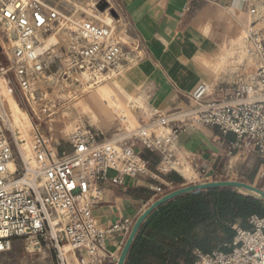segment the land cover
<instances>
[{
	"label": "built area",
	"instance_id": "built-area-1",
	"mask_svg": "<svg viewBox=\"0 0 264 264\" xmlns=\"http://www.w3.org/2000/svg\"><path fill=\"white\" fill-rule=\"evenodd\" d=\"M102 3L106 12L115 13L108 24L90 18L100 13ZM76 6L85 10H69ZM249 15L243 43L256 70L252 79L237 77L226 98L207 100L209 88L200 84L184 109L154 112L112 137L76 127L66 137L69 151L61 153L37 126L15 133L0 103V253L10 250L12 240L25 239L31 250L53 249L61 264L65 248L79 256V264H116L118 257L108 250L106 239H126L134 221L123 219L105 230L95 225L92 211L102 199L101 184L110 180L121 185L135 178L158 181L168 174L193 183L186 174L194 170L178 143L187 126L217 127L222 134H233L228 155H253L264 163V15L252 5ZM59 23L75 36L68 45L64 72L87 75L94 85L120 75L122 65L131 66L141 51L120 7L109 0H0V46L8 50L9 62L0 72L12 73L26 101L34 98L46 66L48 52L40 51L43 39ZM138 148L155 156L153 168ZM152 190L164 194L160 187ZM233 230L228 251H196L195 264H264V217L251 215L246 228L234 225Z\"/></svg>",
	"mask_w": 264,
	"mask_h": 264
},
{
	"label": "crops",
	"instance_id": "crops-1",
	"mask_svg": "<svg viewBox=\"0 0 264 264\" xmlns=\"http://www.w3.org/2000/svg\"><path fill=\"white\" fill-rule=\"evenodd\" d=\"M109 1L120 7L141 49L134 64L118 75L119 91L135 104L149 108L151 115L184 109L200 84L209 88L207 100L226 98L237 77L248 76L249 57L243 36L240 42L238 34L242 31L244 35L252 20L251 5L264 15L258 8L259 0H251L252 4L247 0ZM247 18L250 22L245 25ZM115 97L120 106L118 95ZM234 141L233 134H222L217 127L210 126H187L178 137L185 158L195 172L205 174L201 177L206 176L208 182L233 172L241 171V175L248 177L253 173V169L248 174L241 170L247 166L246 155H228ZM260 163L263 164L256 162L254 171L261 167ZM113 176L110 172V179ZM167 176L177 178L179 188L186 185L176 174L165 175L158 181L135 178L125 179L121 185L110 180L101 184L102 199L92 211L95 225L105 230L123 219L136 220L159 196L174 189L172 183L165 181ZM157 187L163 195L152 190ZM126 239L108 237V250L119 256Z\"/></svg>",
	"mask_w": 264,
	"mask_h": 264
},
{
	"label": "rangeland",
	"instance_id": "rangeland-1",
	"mask_svg": "<svg viewBox=\"0 0 264 264\" xmlns=\"http://www.w3.org/2000/svg\"><path fill=\"white\" fill-rule=\"evenodd\" d=\"M259 2L258 8L264 14V0H259ZM76 7H72L69 10L78 11L79 14L80 10H85L82 7ZM99 12L90 17L91 20L101 24H108L111 18L110 13L106 12V9L103 12ZM76 18L82 19L83 16L76 15ZM87 18L89 17L87 16ZM249 22L250 19L247 18L245 25H248ZM65 28L66 25L62 23L56 24L53 30L43 39L42 48L48 52L45 57L46 66L33 99L28 97V101H26L18 89L11 72L2 75L0 72V103L5 114L7 113L15 133L24 132L23 128L27 130L31 124L37 126L41 132L52 137L53 146L58 153L69 151L66 137L76 127H88L95 133H101L105 137H112L127 127L131 128L139 122L146 121L151 115L149 108L142 104H135L133 100H129L122 95L117 82L119 76L114 75L111 79L94 85L87 75H81L80 73L72 75V73L64 72L68 44L71 39L75 38ZM242 36L243 32L240 31L238 34L240 42H242ZM53 40L56 43H53ZM0 43L2 44V41ZM7 53L8 50L6 48L2 50L0 46V57L2 60L0 71L9 67L6 57ZM136 56L138 57V53H135V60ZM124 60L129 62L130 57L126 56ZM135 60H133L131 65L134 64ZM120 64L122 65L124 62ZM248 65L247 78L252 79L256 70V62L249 58ZM122 67H120V69L122 68L121 73L128 68L124 65ZM116 94L118 95L120 106L116 105ZM124 118L126 119L125 122ZM3 132L8 136L6 130ZM256 162L260 161L257 158L254 159L247 156V166L241 169L244 174H248L253 169L251 174L253 179L251 181L247 175H241V171L239 173L233 172L222 179H216L217 181L234 180L243 182L264 191V163H260L261 167L254 171ZM202 175L203 173L189 171L186 177L188 182L192 181L193 183L185 181L186 185L180 188L200 184L199 181L201 179H204L201 183L208 182L207 177H201ZM240 193L248 195L245 192ZM159 198L160 196L157 199ZM77 258L79 259V256L75 257L69 252L64 257L65 264H79ZM0 264H61V260L59 254L51 248L42 246L39 250H31L29 241L14 239L11 242L10 250L0 253Z\"/></svg>",
	"mask_w": 264,
	"mask_h": 264
},
{
	"label": "trees",
	"instance_id": "trees-1",
	"mask_svg": "<svg viewBox=\"0 0 264 264\" xmlns=\"http://www.w3.org/2000/svg\"><path fill=\"white\" fill-rule=\"evenodd\" d=\"M140 156L151 168L157 163L155 156L147 151H142ZM164 178L174 185L172 191L179 189L177 178ZM254 214L264 217V201L232 188L176 197L142 223L124 264H195L196 251L202 254L228 251L226 246L235 234L233 226L246 228L247 219Z\"/></svg>",
	"mask_w": 264,
	"mask_h": 264
},
{
	"label": "water",
	"instance_id": "water-1",
	"mask_svg": "<svg viewBox=\"0 0 264 264\" xmlns=\"http://www.w3.org/2000/svg\"><path fill=\"white\" fill-rule=\"evenodd\" d=\"M107 8L106 3H102L99 6V11L103 12L105 9ZM110 14L115 17V13L114 11H110ZM217 188H232V189H236L239 190L240 192H245L247 194H251L253 195L255 198L257 199H261L264 201V191L256 188L252 185H249L247 183H243V182H238V181H215V182H207V183H200V184H196V185H190V186H186L183 188H179L177 190H174L162 197H160L159 199H157L156 201H154L149 207H147L140 215L139 217L135 220L130 233L122 247V250L119 254V257L117 259V263L116 264H124L125 259L127 257V254L132 246L133 240L140 228V226L142 225V223L146 220V218L153 212L155 211L157 208H159L160 206L164 205L165 203H167L170 200L175 199L176 197L182 196V195H186V194H190L196 191H204V190H209V189H217Z\"/></svg>",
	"mask_w": 264,
	"mask_h": 264
},
{
	"label": "bare ground",
	"instance_id": "bare-ground-1",
	"mask_svg": "<svg viewBox=\"0 0 264 264\" xmlns=\"http://www.w3.org/2000/svg\"><path fill=\"white\" fill-rule=\"evenodd\" d=\"M53 43L55 42L54 40L52 41ZM56 43V42H55ZM48 46V45H47ZM44 47V46H43ZM42 50H43V48H41V52H42ZM6 115H7V113H6ZM8 117V116H7ZM62 254H63V256L65 257V256H67V254H68V250H66V248L65 249H63V252H62Z\"/></svg>",
	"mask_w": 264,
	"mask_h": 264
}]
</instances>
